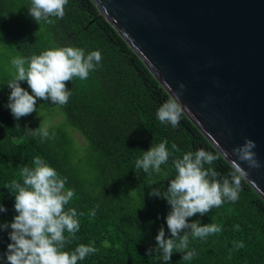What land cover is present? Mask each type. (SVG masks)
<instances>
[{"label": "trees", "instance_id": "16d2710c", "mask_svg": "<svg viewBox=\"0 0 264 264\" xmlns=\"http://www.w3.org/2000/svg\"><path fill=\"white\" fill-rule=\"evenodd\" d=\"M30 5L31 0H0L1 41L14 58L73 46L83 48L86 55L99 50L102 60L88 79L66 82L72 93L66 105L49 99L37 109L41 116L55 111L64 118L45 126L47 139L30 133L41 126L33 113L19 120L12 115L7 107L10 93L0 85V204L7 209L0 212V225L10 224L18 215L15 194L6 185L22 182L20 169L33 167L39 156L67 177L66 188L75 190L67 207L83 213L76 239L65 250L92 241L99 249L78 264H264V201L243 179L236 202L226 200L203 216L189 218V223L222 226L220 233L205 239L190 237L186 251L195 250L192 260H183L186 252H173L169 262L155 252L148 255L149 248L157 247L161 226L166 238L171 237L166 223L171 207L166 199L149 193L153 188L166 191L176 171L172 156L159 173L136 169L143 152L166 139L170 151L173 143L180 149L176 156L203 148L219 156L212 167L222 175L234 170L183 113L176 128L157 119V110L169 96L89 0H68L63 19L50 17L53 24L35 21L29 15ZM67 126L80 133L82 145ZM10 231L0 228V264H7ZM241 241L244 247L236 248L234 242Z\"/></svg>", "mask_w": 264, "mask_h": 264}, {"label": "clouds", "instance_id": "9594fccd", "mask_svg": "<svg viewBox=\"0 0 264 264\" xmlns=\"http://www.w3.org/2000/svg\"><path fill=\"white\" fill-rule=\"evenodd\" d=\"M67 4L68 0H31L29 15L39 24L41 21L53 24L55 21L50 17L63 19ZM101 60L99 50L86 55L83 48L73 46L52 47L29 58L16 57L11 61L15 68L13 79L7 83L11 89L7 107L19 120L37 110V99H50L55 105H66L72 95L66 82L74 78L88 79L90 72L96 70ZM22 81L27 82L31 94L21 86ZM180 88L183 89L184 85L181 84ZM185 110L186 106L182 104L179 93H176L159 107L156 116L162 124L170 123L176 128ZM29 131L41 139L49 138L48 129L43 124ZM255 147L254 140L246 139L243 145L233 148L231 154L220 150L226 158L228 155L236 157L230 162L234 171L228 176L212 167L219 156L203 148L176 156L180 149L173 143L170 151L165 139L143 152L142 158L135 162L136 169H142L148 175L153 171L159 173L161 166L172 156V165L176 171L166 191L153 188L149 193L152 197L166 199L170 205L166 223L171 237L166 238L165 229L161 226L155 238L157 247L149 248L148 255L155 252L164 262H169L173 252H186L183 260L190 261L196 255L195 250L186 251L190 237L205 239L222 231V226L216 223H189V218L196 214L203 216L213 208L221 207L226 200L236 202L239 199L241 180L248 176L242 163L250 168L261 167L253 151ZM33 164V167L25 165L20 169L22 182L13 180L6 185L15 194L14 208L18 213L13 222L0 225L2 229H11L7 264H78V261L99 249L95 247V241H92L88 245L81 243L74 250H65L76 239V233L81 227L79 216L83 213H78L74 207H67L75 190L66 188L67 177H61L54 167L39 156L35 157ZM155 183L152 182V185ZM6 211L0 204V212ZM92 214L95 215V210ZM235 228L239 230L240 226L235 225ZM104 246H107V241ZM234 246L243 248L244 244L242 241L234 242Z\"/></svg>", "mask_w": 264, "mask_h": 264}, {"label": "water", "instance_id": "95a60500", "mask_svg": "<svg viewBox=\"0 0 264 264\" xmlns=\"http://www.w3.org/2000/svg\"><path fill=\"white\" fill-rule=\"evenodd\" d=\"M89 1L231 167L256 142L242 179L264 201V0Z\"/></svg>", "mask_w": 264, "mask_h": 264}, {"label": "rangeland", "instance_id": "374dc122", "mask_svg": "<svg viewBox=\"0 0 264 264\" xmlns=\"http://www.w3.org/2000/svg\"><path fill=\"white\" fill-rule=\"evenodd\" d=\"M14 59L12 53L8 51L1 41V34H0V85L4 86V88L10 93L11 89L8 87L7 83L13 79L15 68L12 66L11 61ZM26 83L24 81L21 82V86L25 88ZM29 93L31 94V89L29 88ZM44 103V100L37 99V105L36 108H40L41 104ZM41 112H45V110L42 107ZM47 113V112H46ZM33 114L35 115L38 122L43 124V126H47L50 124H59L64 121L63 116L59 112H49L46 116H41L38 111H34ZM43 115H45L43 113ZM67 129L70 130L74 138L79 144H83L84 140L83 137L80 135V133L73 128L67 126Z\"/></svg>", "mask_w": 264, "mask_h": 264}]
</instances>
